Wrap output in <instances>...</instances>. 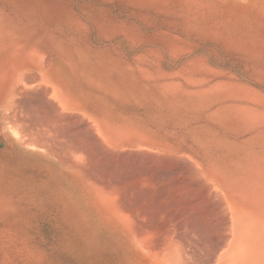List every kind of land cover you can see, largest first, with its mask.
I'll list each match as a JSON object with an SVG mask.
<instances>
[{
  "label": "rangeland",
  "instance_id": "obj_1",
  "mask_svg": "<svg viewBox=\"0 0 264 264\" xmlns=\"http://www.w3.org/2000/svg\"><path fill=\"white\" fill-rule=\"evenodd\" d=\"M5 86L0 264H264V0H0Z\"/></svg>",
  "mask_w": 264,
  "mask_h": 264
},
{
  "label": "bare ground",
  "instance_id": "obj_2",
  "mask_svg": "<svg viewBox=\"0 0 264 264\" xmlns=\"http://www.w3.org/2000/svg\"><path fill=\"white\" fill-rule=\"evenodd\" d=\"M248 1V0H247ZM247 3V2H246ZM28 74H31V73H28ZM34 74V73H33ZM23 76H24V74H23ZM27 76V75H26ZM36 79V78H35ZM13 80V79H12ZM33 81H35L34 79H33ZM2 82V81H1ZM28 83V82H27ZM38 83V82H37ZM11 87H13V86H11ZM10 86H5V87H3V89L1 90L0 89V98H1V102H2V105L4 106L3 108L6 110V111H10L11 109H12V111H13V114H12V116H11V112H8V113H10V114H7L8 116H11V117H9L10 118V121H9V123L14 127V129H16V131H18V132H20L21 133V131H22V128H23V131H25L26 129L24 128V126H25V124H23L24 123V120H23V118H20V120L19 119H17L18 117H19V115L17 114V112H16V110H14L16 107H17V105L18 106H21V104L20 103H22L23 101L22 100H16V98L14 99V97H16V96H14L15 94H17V91H18V93H22V89L21 88H16L17 90L15 91V89H13V88H11ZM39 86H37V88H38ZM44 86H42V88H43ZM28 88V87H27ZM26 88V89H27ZM40 88V87H39ZM38 88V89H39ZM45 88V87H44ZM47 88V87H46ZM35 89V88H34ZM50 89V88H49ZM22 90V91H21ZM31 90H33V89H31ZM53 90V89H52ZM25 92H28V89L25 91ZM41 92V91H40ZM53 92H55L58 96H60V98H59V102L57 101V100H55V101H57L58 102V105H59V107H60V109H61V90L60 89H55V90H53ZM24 93V92H23ZM14 94V95H13ZM34 94H35V92H34ZM42 94V93H41ZM43 94H44V92H43ZM46 94V93H45ZM44 94V95H45ZM49 94V93H48ZM44 95H43V97H44ZM14 96V97H13ZM38 97H42L40 94L39 95H37ZM39 98V99H40ZM45 98V97H44ZM46 98H48V96L46 97ZM49 98H51V97H49ZM14 99V100H13ZM42 99V98H41ZM43 100V99H42ZM42 100H40V101H42ZM49 99H47V101H48ZM44 101V100H43ZM42 101V102H43ZM45 102H46V100H45ZM53 102H54V99H53ZM64 102V101H63ZM62 102V103H63ZM29 103H30V105H31V102L29 101ZM28 103V104H29ZM36 103H37V101H36ZM41 103V102H40ZM50 103V102H49ZM55 103V102H54ZM65 103V102H64ZM26 104H27V101H26ZM33 104V103H32ZM38 104V103H37ZM45 105H47V104H45ZM57 105V104H56ZM57 105V106H58ZM37 106L38 105H36V108H37ZM63 106V105H62ZM22 107V106H21ZM20 107V108H21ZM34 107V106H33ZM19 108V109H20ZM41 108V107H40ZM39 108V109H40ZM17 109V111H18V107L16 108ZM23 109V108H22ZM52 109V108H51ZM55 109V108H54ZM38 110V109H37ZM41 110V109H40ZM44 111V110H43ZM55 111V110H54ZM14 112L17 114V115H15L14 114ZM32 112V111H31ZM37 112V111H36ZM35 112V113H36ZM57 112V111H56ZM18 113H19V111H18ZM22 113H25V112H23L22 111ZM41 113V112H40ZM45 112H43V114H44ZM47 113V112H46ZM49 113V112H48ZM47 113V114H48ZM53 113V112H52ZM26 114V113H25ZM38 114H39V112H38ZM51 113H49V115H50ZM26 115H28V114H26ZM40 115V114H39ZM42 115V114H41ZM18 116V117H17ZM37 116V115H36ZM47 116V115H46ZM17 117V118H16ZM30 117H33V116H30ZM41 116H39V118H40ZM45 117V116H44ZM52 117V116H51ZM48 117H46V119H47ZM50 118V117H49ZM63 118V117H62ZM32 119V118H31ZM42 119H45V118H42ZM51 119V118H50ZM50 119L47 121V122H49L50 121ZM39 120V119H38ZM41 120V119H40ZM30 121V120H29ZM42 121H45V120H42ZM63 121V120H62ZM26 122V121H25ZM32 122H33V120H32ZM41 122V121H40ZM46 122V123H47ZM27 123V122H26ZM31 123V122H30ZM51 123L52 124H48V127H50L51 125V127L50 128H53L54 127V129H55V127L58 125V124H60V123H63L64 124V121L63 122H61V115L58 113V116H56V117H54L53 119H52V121H51ZM66 123V122H65ZM44 124V123H43ZM45 125V124H44ZM61 125V124H60ZM60 125H58V127L57 128H59V126ZM76 125V124H75ZM26 126H28V124H26ZM25 126V127H26ZM32 126V125H31ZM38 126H39V124H38ZM37 126V127H38ZM42 125L40 124V126L39 127H41ZM47 126V125H46ZM62 126V125H61ZM64 126V125H63ZM71 126V125H70ZM38 127V128H39ZM34 128V127H33ZM42 128V127H41ZM46 128V127H45ZM66 128V127H65ZM69 128V127H68ZM91 128V127H90ZM25 129V130H24ZM31 130L30 131H25V132H27V134H24V135H22L21 137H20V141H22V142H24L25 144H28L30 147H33V148H40V149H42V150H44V151H51V152H53V149L55 148V147H53V145L51 146H48L50 143L48 142V140L46 139L47 137H45V136H43V137H40V136H38V137H35L36 135L33 133V130H32V128H30ZM37 129V128H36ZM40 129V128H39ZM43 129V128H42ZM41 129V130H42ZM54 129L52 130L51 129V131H52V134H54L53 132H56V131H54ZM62 129V128H61ZM49 130V129H48ZM57 130V129H56ZM58 130H60V129H58ZM70 130V129H69ZM76 130V129H75ZM36 131V130H35ZM47 131V130H46ZM50 131V132H51ZM60 131H62V130H60ZM59 131V132H60ZM64 132H66L65 130H63ZM77 131V130H76ZM45 132V131H44ZM49 132V131H48ZM63 132V133H64ZM69 132V131H68ZM71 132H73V131H71ZM75 132V131H74ZM23 133V132H22ZM38 133H40V131H38ZM46 133V132H45ZM45 133H44V135H45ZM57 133H58V131H57ZM78 134H79V132H77ZM6 134V133H5ZM41 134V133H40ZM50 134V133H49ZM52 134L51 135H49V136H52ZM61 134H62V132H61ZM70 134H72V133H70ZM63 135V134H62ZM46 136H47V133H46ZM48 136V138H50ZM55 136V135H54ZM52 137V138H59V137H57V134H56V137ZM58 136H59V134H58ZM64 136V135H63ZM62 136V137H63ZM83 136V135H82ZM79 137H80V135H79ZM78 137V138H79ZM84 137V136H83ZM64 138V137H63ZM81 138V137H80ZM67 139V138H66ZM65 139V140H66ZM57 141H58V139H56ZM82 140H84V139H82ZM52 141V139L50 140V142ZM61 141V140H60ZM52 142H54V139H53V141ZM73 142V141H72ZM72 142H70V143H72ZM75 142V141H74ZM55 143H58V142H56L55 141ZM69 143V144H70ZM53 144V143H52ZM78 144V143H77ZM80 144V143H79ZM93 144V143H92ZM58 145H60V144H58ZM73 145V144H72ZM74 145H76V143H74ZM54 146H56L55 144H54ZM61 146V145H60ZM63 146V145H62ZM71 146V145H70ZM61 148L62 147H60V150H61ZM70 149H72V148H70ZM99 149H101V148H99ZM76 150V149H75ZM79 150V149H78ZM83 149H81V151H82ZM87 150H88V148H87ZM56 151V150H55ZM80 151V152H81ZM110 151V150H109ZM73 152H75V151H73ZM84 152V151H83ZM87 153H88V151H86ZM85 152V154H87ZM101 152V151H100ZM109 153V152H108ZM77 154V153H76ZM80 156V155H79ZM96 156V155H95ZM60 157V156H59ZM66 157V156H65ZM83 157V156H82ZM97 157V156H96ZM128 157V156H127ZM85 158V157H84ZM115 158V157H114ZM113 158V159H114ZM87 159V158H86ZM111 159V158H110ZM118 159H119V157H118ZM125 160V159H124ZM124 160H123V162H124ZM88 161H90V160H88ZM94 162V161H93ZM90 163H92V161H90ZM105 163V162H104ZM148 163V162H147ZM146 163V164H147ZM94 165V164H93ZM158 167V166H157ZM104 175V174H103ZM99 177V176H98ZM112 177H114V176H112ZM130 181V180H129ZM132 182V181H131ZM123 184V183H122ZM126 184V183H125ZM128 184V183H127ZM183 184V183H182ZM191 184V183H190ZM113 185V184H112ZM111 185V186H112ZM116 185V184H115ZM124 185V184H123ZM180 185H181V183H180ZM179 185V186H180ZM184 185H185V183H184ZM114 186V185H113ZM117 186V185H116ZM156 186H157V184H156ZM170 186V185H169ZM124 187H126V186H124ZM124 187H122L123 188V190H124ZM166 187V186H165ZM106 188H111L110 187V185L108 184V185H106ZM114 188H115V186H114ZM117 188H118V186H117ZM117 188H116V192H117ZM153 188V187H152ZM155 188V187H154ZM190 188H192V187H190ZM127 189V188H126ZM184 189V188H183ZM187 189H189V188H187ZM115 190V189H114ZM169 190V189H168ZM181 190V189H180ZM198 190H200V189H198ZM113 191V190H112ZM127 191H128V189H127ZM126 191V192H127ZM171 191V190H170ZM183 191V190H182ZM186 191V190H185ZM125 192V193H126ZM187 192V191H186ZM185 192V193H186ZM112 193H115L114 191L112 192ZM170 193V192H169ZM116 194H118V193H116ZM120 194H122V193H120ZM158 194H159V191H158ZM157 194V195H158ZM199 194V193H198ZM122 195H124V194H122ZM121 195V196H122ZM127 194H125V196H126ZM130 195V194H129ZM147 195H149L148 193H147ZM147 195H145V196H147ZM131 196V195H130ZM129 196V197H130ZM161 196V195H160ZM164 196V195H163ZM162 196V197H163ZM166 196V195H165ZM183 196V195H182ZM192 196V195H191ZM117 197V196H116ZM157 198V197H156ZM155 198V199H156ZM164 198V197H163ZM130 199H133V197L131 198L130 197ZM183 199V198H182ZM195 199V198H194ZM163 200V199H162ZM130 200H129V198H128V202H129ZM153 201H154V199H153ZM159 201V200H158ZM164 201L166 202V200L164 199ZM191 201V200H190ZM123 202V201H122ZM133 202V201H132ZM156 202V201H155ZM171 202V201H170ZM175 202V201H174ZM184 202V201H183ZM220 202V201H219ZM125 203H127V200L126 201H124L120 206H117L116 207V209H118L119 211H121L122 212V209H124V208H126V206L124 205ZM130 203V202H129ZM135 203V202H134ZM152 203V202H151ZM167 203V202H166ZM223 203V202H222ZM156 204V203H155ZM155 204H152V206L153 205H155ZM176 204V203H175ZM220 204V203H219ZM130 205V204H129ZM133 205V204H132ZM145 205V204H144ZM207 205V204H206ZM128 206V205H127ZM161 206V205H160ZM165 206V205H164ZM155 207H157V206H155ZM182 207V206H181ZM205 207V206H204ZM209 207V206H208ZM154 208V207H153ZM166 208V207H165ZM177 208V207H176ZM127 211H129V208L127 207ZM143 209H145V206H144V208ZM117 210V211H118ZM153 210V209H152ZM164 210H166V209H164ZM170 210V209H169ZM172 210V209H171ZM176 210V209H175ZM163 211V210H162ZM181 211V210H180ZM151 212V211H150ZM160 212V211H159ZM128 213V212H127ZM140 213H142V212H140ZM158 213V212H157ZM166 213V212H165ZM133 214V213H132ZM131 214V215H132ZM143 214V213H142ZM155 214V213H154ZM236 214V213H235ZM144 215V214H143ZM142 215V216H143ZM147 215V214H146ZM174 215H176V214H174ZM136 216V215H135ZM158 216V215H157ZM166 216V215H165ZM147 217H149V216H147ZM162 217V216H161ZM160 217V218H161ZM190 217V216H189ZM236 217H237V215H236ZM136 218H140L139 216L138 217H136ZM143 218H145V216L143 217ZM153 218V217H152ZM185 218V217H184ZM192 218V217H191ZM232 218V217H231ZM239 218V217H238ZM154 219V218H153ZM159 219V218H158ZM241 219V218H240ZM138 220V219H137ZM140 220V219H139ZM142 220V219H141ZM152 220V219H151ZM177 220H179V219H177ZM126 221V223H127V225H128V230H129V232L131 233V234H133L134 235V237L136 238V239H138V240H136L135 239V241H134V245H136L137 247H139V248H141V249H146V250H149V249H152V244L155 242V243H157L156 241H154L153 243H151L152 241H150L151 240V238H150V240H149V238H148V240L145 238V234L146 233H149V232H147L148 231V228H149V225H147V226H143V225H141V224H139V223H136V222H134L135 221V219H134V216L132 217H130V218H128L127 220H125ZM150 221V220H149ZM155 221V220H154ZM182 221V220H181ZM241 221V220H240ZM142 222V221H141ZM178 222V221H177ZM195 222V221H194ZM233 222V221H232ZM231 222V223H232ZM143 223V222H142ZM146 223V222H145ZM147 223H148V221H147ZM183 223V222H182ZM230 223V222H229ZM189 224V223H188ZM187 224V225H188ZM174 225V224H173ZM228 225V224H227ZM233 225V227H234V229H235V231H234V234H233V239L235 238V236H236V234H237V231H238V224L237 223H235V224H232ZM162 226V225H161ZM151 228H152V225L150 226ZM154 227V226H153ZM150 229V228H149ZM230 231V230H229ZM166 233V232H165ZM154 234V233H153ZM232 234V233H231ZM163 236V235H162ZM238 236V235H237ZM165 237V236H164ZM238 238V237H237ZM166 240L168 239L167 237L165 238ZM165 239H163V240H165ZM170 239V238H169ZM239 239V238H238ZM160 240V239H159ZM162 240V239H161ZM165 240V241H166ZM232 240V238L230 239V241ZM158 241V240H157ZM183 241V240H182ZM172 242H174V241H172ZM159 243H161V242H159ZM165 242H163V244H164ZM185 243V242H184ZM158 244V243H157ZM166 244V243H165ZM164 244V245H165ZM191 244V243H190ZM167 245V244H166ZM227 245V244H226ZM197 247V246H196ZM184 248V247H183ZM156 249V248H155ZM235 249V240H232L231 241V244H229V246H228V249L226 248V250L225 249H223V250H225V251H223V253H221L220 254V257H219V260L221 261V260H224L223 259V257L225 256V255H230V254H232L233 252H231V251H233ZM159 250V249H158ZM164 250V249H163ZM195 250H197V249H195ZM150 251V250H149ZM165 251V250H164ZM166 251L167 252H169V253H167V254H165V258H163V264H186L185 262H183L182 260L184 259L183 257H181V254L178 252V254L176 255L175 253H176V251L172 248V246H171V244L170 243H168V245H167V248H166ZM165 251V252H166ZM186 250H184V252H185ZM155 252V251H154ZM184 252H183V254H184ZM187 252V251H186ZM191 251H189V252H187V253H190ZM198 252H200V251H198ZM210 253V252H209ZM158 254V253H157ZM163 253H161V255H162ZM197 254V253H196ZM196 254H194V256L196 255ZM235 254V253H234ZM237 254V253H236ZM160 255V256H161ZM209 255V254H208ZM233 256V255H232ZM197 257V256H196ZM208 257V256H207ZM216 257V256H215ZM190 258H191V256H190ZM198 258V257H197ZM225 259H226V257H224ZM233 258V257H232ZM196 259V258H195ZM199 260H200V258H198ZM205 259V258H204ZM211 259V258H210ZM197 260V259H196ZM198 261V260H197ZM201 261V260H200ZM217 261H218V259H217ZM192 262V261H191ZM195 262V261H194ZM193 262V263H194ZM199 262V261H198ZM214 262H216V258H215V261ZM202 263H203V261H202ZM216 263H218V262H216ZM188 264V263H187ZM190 264V263H189ZM192 264V263H191Z\"/></svg>",
  "mask_w": 264,
  "mask_h": 264
}]
</instances>
